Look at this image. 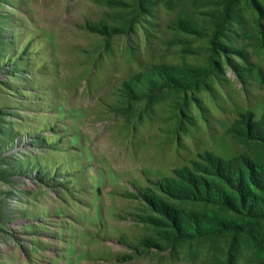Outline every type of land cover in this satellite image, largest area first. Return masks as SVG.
<instances>
[{"label": "rangeland", "instance_id": "obj_1", "mask_svg": "<svg viewBox=\"0 0 264 264\" xmlns=\"http://www.w3.org/2000/svg\"><path fill=\"white\" fill-rule=\"evenodd\" d=\"M0 264H264V0H0Z\"/></svg>", "mask_w": 264, "mask_h": 264}]
</instances>
